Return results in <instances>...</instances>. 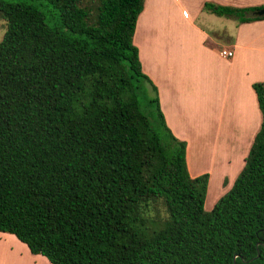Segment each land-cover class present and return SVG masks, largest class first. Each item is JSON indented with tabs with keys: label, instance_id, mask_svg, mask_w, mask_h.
<instances>
[{
	"label": "trees",
	"instance_id": "trees-1",
	"mask_svg": "<svg viewBox=\"0 0 264 264\" xmlns=\"http://www.w3.org/2000/svg\"><path fill=\"white\" fill-rule=\"evenodd\" d=\"M145 3L0 0V233L50 264H264V83L245 166L207 211L210 175L191 176L159 97L162 135L141 110ZM260 8L204 5L241 24Z\"/></svg>",
	"mask_w": 264,
	"mask_h": 264
},
{
	"label": "rangeland",
	"instance_id": "rangeland-1",
	"mask_svg": "<svg viewBox=\"0 0 264 264\" xmlns=\"http://www.w3.org/2000/svg\"><path fill=\"white\" fill-rule=\"evenodd\" d=\"M206 1L210 0H146L134 43L140 52L144 74L158 90L156 92L148 82L138 83L141 110L149 118L152 129L162 135L159 114L153 103L159 97L164 116L184 130L190 149V174L194 175L196 169L212 170L214 179L209 184L205 203V209L212 211L233 188L241 173L238 169L244 160L242 153L246 146L243 145H248L241 142L238 149H233L231 163L223 162L226 160L223 147L227 141H219L216 133L219 115L223 122L220 125L222 137L232 134V128L241 121L247 122L244 125L247 134H254L262 125V115L258 120L252 115L251 83H264V27L256 25L240 30V48L235 57L218 58L212 49L221 51L233 46L206 40L202 23L217 28V32L222 31L214 33L226 41L229 35L238 33V22L202 11ZM211 1L224 5L234 0ZM237 5L239 2L232 4L239 7ZM6 30V22L0 19V43ZM215 35L211 36L216 41ZM225 177L229 178L227 184L223 183ZM7 238L6 243H0V264H50L44 257L31 255L15 237L12 238L17 243Z\"/></svg>",
	"mask_w": 264,
	"mask_h": 264
},
{
	"label": "crops",
	"instance_id": "crops-1",
	"mask_svg": "<svg viewBox=\"0 0 264 264\" xmlns=\"http://www.w3.org/2000/svg\"><path fill=\"white\" fill-rule=\"evenodd\" d=\"M216 1H206V2H204V4H203V6H202V11H204V12H207V11H205L204 10V5H205V3H215ZM237 2H239V5H237V6H239V8H247V7H260V6H264V0H234V1H232V4H235V3H237ZM215 4H218V5H222V4H220V1H219V3H215ZM232 4L231 3H225L223 6H232ZM233 7H235V6H233ZM207 13H209V12H207ZM250 15V14H249ZM218 17V16H217ZM233 20V19H232ZM236 21V20H235ZM237 22V21H236ZM256 25H260V26H263L264 27V20H259V21H255V22H251V23H244V24H241V23H237V34H236V36H230L229 35V38L226 40V41H224V40H222L221 38H220V36H216L215 35V33L214 32H217V28H213V27H211V26H209L208 24H206V23H202V28L205 30V31H202V35L205 37V39L206 40H208V39H210L211 40V42H214V43H216L217 41H219V42H225V43H228V44H230V46H233V48L232 49H223V50H221V51H218V50H216V49H212V53L214 54V55H216L218 58H223V59H232V58H226V57H224V56H222V54H221V52L222 51H224V50H231V51H233L234 52V56H233V58L235 57V54H236V50L238 49V48H240V39H241V35L239 34V31L240 30H243V29H245V28H247V27H252V26H256ZM207 31V32H206ZM217 33H222V31H218ZM225 33H226V31H225ZM136 34V33H135ZM229 34V33H228ZM227 34V35H228ZM211 35H215L218 39H216V41L215 40H213V37L211 36ZM135 38V37H134ZM213 43V44H214ZM135 44V43H134ZM249 44V43H248ZM245 47H246V45H245ZM244 48V47H243ZM139 55H140V52H139ZM151 80V79H150ZM152 81V80H151ZM256 83V82H255ZM255 83H251V87H252V89H253V84H255ZM154 84V83H153ZM253 92H252V103H253V105L254 106H252V109H253V111H252V115H256L257 116V120L259 119V116H261L262 115V112H261V110H260V107H259V103H258V98H257V94H256V92L254 91V89L252 90ZM165 117V120H166V123H167V125L169 126V128L171 129V131H172V133L178 138V139H180V140H182V141H185V140H187L188 141V138L186 137V135H184V130L181 128V127H178L173 121H170L169 122V120H168V118H167V116H164ZM222 116H220L219 115V122H218V127H217V131H216V133L218 134V136H219V141L220 140H224V141H227V144L226 145H224V153H225V161H223L225 164H230L231 163V161H232V159H233V149L235 148L236 149V147H237V149L242 145V144H240L241 142H246V143H248V145H249V147H248V149H247V144H245L244 143V145L243 146H246V147H244L243 149H244V152L242 153V158L244 159H242L243 161H242V165L240 166V168L238 169V172H240V171H242V169L244 168V166H245V160H246V158H247V156H248V154H249V151H250V149H251V146H252V144H253V141H254V139H255V137H256V135H257V133L260 131V128L259 129H257L256 131H255V133L254 134H251V132L249 133V134H247L246 133V128H245V126L244 125H246L247 124V122L246 121H241V122H239L237 125H240L238 128L236 127L237 125H235V127L234 128H232V134H230V135H228V137H222L223 135H222V133H223V129H222V127H220V125L221 124H223V122H222V118H221ZM262 119H263V117H262ZM172 122V123H171ZM249 124H251V121H250V123ZM186 141V142H187ZM250 142V143H249ZM188 144V146H187V164H188V166H189V171H192L191 170V168H190V164H189V152H190V149H189V143H187ZM227 145H228V149H227ZM225 149H227L228 150V152H229V156H228V154H226V151H225ZM212 170L210 169V168H205V169H196L195 170V173H194V175H191L193 178H196V177H199V176H201V175H204V174H209L210 175V180H209V184L211 183V181H213V179H214V177H213V174H212V172H211ZM206 172H208V173H206ZM223 183L224 184H227V183H229V178L228 177H225V179L223 180ZM209 188V187H208ZM7 237H10V239H13L12 237H14V236H9L8 234H3V233H0V243L1 244H4V243H6V241L8 240V238ZM14 240V239H13ZM15 241V240H14ZM16 242V241H15ZM17 243V242H16ZM25 246V245H24ZM26 247V246H25ZM27 248V247H26ZM29 251V250H28ZM30 253V252H29ZM28 254V253H27ZM31 254V253H30ZM32 255V254H31ZM35 257H37V256H35Z\"/></svg>",
	"mask_w": 264,
	"mask_h": 264
},
{
	"label": "water",
	"instance_id": "water-1",
	"mask_svg": "<svg viewBox=\"0 0 264 264\" xmlns=\"http://www.w3.org/2000/svg\"><path fill=\"white\" fill-rule=\"evenodd\" d=\"M251 17H259V18H264V8H260L259 10L253 11L250 13ZM260 255V254H259ZM258 255V257H259ZM253 261V260H251ZM235 264H236V260H235Z\"/></svg>",
	"mask_w": 264,
	"mask_h": 264
},
{
	"label": "built area",
	"instance_id": "built-area-1",
	"mask_svg": "<svg viewBox=\"0 0 264 264\" xmlns=\"http://www.w3.org/2000/svg\"><path fill=\"white\" fill-rule=\"evenodd\" d=\"M222 56L226 57V58H233L234 56V52L231 50H224L221 52Z\"/></svg>",
	"mask_w": 264,
	"mask_h": 264
}]
</instances>
